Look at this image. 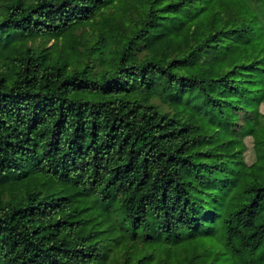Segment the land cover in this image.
Returning a JSON list of instances; mask_svg holds the SVG:
<instances>
[{
    "label": "trees",
    "instance_id": "obj_1",
    "mask_svg": "<svg viewBox=\"0 0 264 264\" xmlns=\"http://www.w3.org/2000/svg\"><path fill=\"white\" fill-rule=\"evenodd\" d=\"M262 103L264 0H0V264H264Z\"/></svg>",
    "mask_w": 264,
    "mask_h": 264
},
{
    "label": "rangeland",
    "instance_id": "obj_2",
    "mask_svg": "<svg viewBox=\"0 0 264 264\" xmlns=\"http://www.w3.org/2000/svg\"><path fill=\"white\" fill-rule=\"evenodd\" d=\"M84 36L90 40L89 42L90 44L93 43V40H96V37L91 32H85ZM53 43H54L53 39L50 41H42L40 39L36 42L37 45H40L41 47H45V48H49ZM260 111L264 113V103L261 104ZM245 143H246L247 148L244 152V156L247 162L251 164L256 160V150H255V143H254L253 136L251 135L247 136L245 138ZM108 245L110 244L108 243ZM150 264H154V263L152 262Z\"/></svg>",
    "mask_w": 264,
    "mask_h": 264
}]
</instances>
